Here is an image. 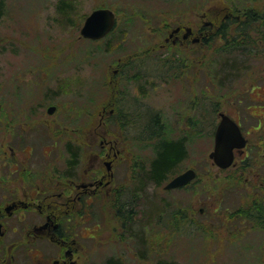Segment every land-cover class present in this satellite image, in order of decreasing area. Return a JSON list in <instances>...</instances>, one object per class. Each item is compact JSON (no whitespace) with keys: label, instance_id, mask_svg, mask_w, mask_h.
<instances>
[{"label":"rangeland","instance_id":"rangeland-1","mask_svg":"<svg viewBox=\"0 0 264 264\" xmlns=\"http://www.w3.org/2000/svg\"><path fill=\"white\" fill-rule=\"evenodd\" d=\"M1 1V184L11 187L7 172L25 156L11 153L13 125L20 127L31 117L15 118L17 103L57 104L54 121L62 143L75 141L69 130L74 126L82 127L86 138V118L97 121L114 91L115 109L127 118L123 127L108 124L123 154L113 182L124 188L117 196L98 195L85 209L90 217L80 224V264H264V222L241 213L249 212L240 205L250 194L249 169H220L208 157L218 112L237 115V100L244 96L242 101H248L245 89L264 83V38L253 32L259 48L248 60L237 50L214 54L223 38L159 48L177 23L200 25L201 13L217 9L221 17L226 8L262 13L264 0ZM98 7L114 10L113 29L97 40L80 37L85 17ZM234 24L227 23L230 34ZM144 112L157 113L161 138H183L186 144L184 158L161 181L150 172L161 138L149 136L141 120L149 113ZM52 121L46 122L49 132ZM61 146L45 161L54 163ZM30 160L35 165L36 158ZM187 167L197 172L189 187L163 188ZM260 180L251 187L262 189L263 204Z\"/></svg>","mask_w":264,"mask_h":264},{"label":"flooded vegetation","instance_id":"flooded-vegetation-1","mask_svg":"<svg viewBox=\"0 0 264 264\" xmlns=\"http://www.w3.org/2000/svg\"><path fill=\"white\" fill-rule=\"evenodd\" d=\"M223 12L222 17L219 9L201 13L200 25L175 24L168 29L159 48H187L190 43L222 40L218 31L224 23L237 20L243 14V11L233 8L223 9ZM135 66L139 71V64ZM117 71L113 70L114 73ZM245 93L248 101H242L244 96L237 100V115L222 111L218 115L230 117L245 140L243 146L233 149V162L230 165L241 173L245 169L251 173V176L245 177V181H249L250 194L240 199V205L244 204L249 212L241 213L264 222V203L258 197L259 189L251 187L256 180L264 178V83L252 84L245 89ZM24 98L33 99L32 96ZM17 105L13 112L15 118L20 119L29 114L31 117L29 122L24 121L20 127L13 125L15 148H11V153L23 152L25 156L21 155L10 168L11 171L7 172L12 176L11 187L0 183V264H80V224L85 221V217H90L85 209L95 203L98 195L115 196L124 188V185L113 182L115 169L123 154L119 138L109 133V125L114 123L123 127L127 118L121 108L115 109L114 91L98 112L97 121L93 120L95 116L86 118L89 122L86 138L82 135V127L74 126L69 130L75 141L66 140L62 143L59 122L54 121L57 104L26 101ZM50 107H53L51 111ZM50 120H53L54 129L49 132L46 122ZM141 120L149 126L152 120L157 123L159 117L157 113H149ZM104 124L105 129H102ZM170 139L181 141L185 156L184 139ZM60 146L63 151L55 155L54 163L46 162L45 159L52 156L54 151H60ZM30 158H36L35 165L32 166ZM188 168L193 167L184 170ZM195 177L186 184L170 189H185ZM263 184L264 181H261L260 186ZM259 191L262 193V189ZM257 199L260 205L259 202L253 203ZM87 237L94 238L93 235Z\"/></svg>","mask_w":264,"mask_h":264},{"label":"trees","instance_id":"trees-1","mask_svg":"<svg viewBox=\"0 0 264 264\" xmlns=\"http://www.w3.org/2000/svg\"><path fill=\"white\" fill-rule=\"evenodd\" d=\"M2 6L3 2L0 0V11ZM232 22L235 23L234 33H229L228 27L230 24L228 26L225 23L220 28V31H218L225 42L218 45L214 54L237 50V52L247 56V60L249 57L254 58V54L257 55V48H259V46L256 41L257 37H252V34L255 32L256 34H261L258 35L260 38H264V11L259 13V11L247 7L243 10L242 16L237 20L233 19ZM149 129L151 130V135L149 136L161 138L164 134L163 125L158 124V122L154 123L153 120L150 121ZM183 156L184 149L181 141L161 138L157 144L156 155L151 163L150 172L152 177L157 181L163 180L172 168L179 163Z\"/></svg>","mask_w":264,"mask_h":264},{"label":"water","instance_id":"water-1","mask_svg":"<svg viewBox=\"0 0 264 264\" xmlns=\"http://www.w3.org/2000/svg\"><path fill=\"white\" fill-rule=\"evenodd\" d=\"M115 13L111 8L98 7L93 9L84 19L79 36L87 39H99L104 37L115 24ZM53 107L49 108L51 111ZM244 138L237 124L227 115L221 114V118L214 131V145L209 157L221 168H225L233 162V149L243 146ZM196 175L192 168L172 177L165 185V189L181 186L191 181Z\"/></svg>","mask_w":264,"mask_h":264}]
</instances>
